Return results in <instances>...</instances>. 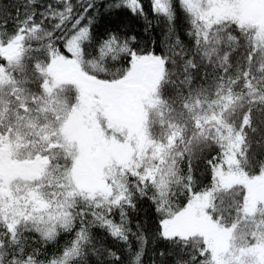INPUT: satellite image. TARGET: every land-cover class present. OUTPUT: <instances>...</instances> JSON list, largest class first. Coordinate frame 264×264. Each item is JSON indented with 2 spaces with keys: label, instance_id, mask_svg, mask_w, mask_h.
<instances>
[{
  "label": "snow or ice",
  "instance_id": "snow-or-ice-1",
  "mask_svg": "<svg viewBox=\"0 0 264 264\" xmlns=\"http://www.w3.org/2000/svg\"><path fill=\"white\" fill-rule=\"evenodd\" d=\"M0 264H264V0H0Z\"/></svg>",
  "mask_w": 264,
  "mask_h": 264
}]
</instances>
